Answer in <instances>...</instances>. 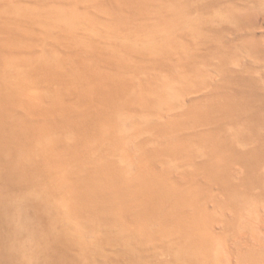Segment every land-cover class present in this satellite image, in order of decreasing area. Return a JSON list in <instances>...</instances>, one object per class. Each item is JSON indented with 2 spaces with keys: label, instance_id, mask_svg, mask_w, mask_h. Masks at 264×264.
<instances>
[{
  "label": "rangeland",
  "instance_id": "1",
  "mask_svg": "<svg viewBox=\"0 0 264 264\" xmlns=\"http://www.w3.org/2000/svg\"><path fill=\"white\" fill-rule=\"evenodd\" d=\"M0 216V264H264V0H0Z\"/></svg>",
  "mask_w": 264,
  "mask_h": 264
},
{
  "label": "bare ground",
  "instance_id": "2",
  "mask_svg": "<svg viewBox=\"0 0 264 264\" xmlns=\"http://www.w3.org/2000/svg\"><path fill=\"white\" fill-rule=\"evenodd\" d=\"M2 213H5V212H2ZM13 217H15V216H13ZM15 219L16 220L11 219L10 221H12V220H13V222L15 221V226L18 227L19 235L21 237H23V239L26 241H32L33 239L35 240L37 237L36 230H35V223H37V215H36L35 211L28 206H23L20 213L15 217ZM257 233H258L259 237H261L264 241V221L261 223L260 226H258ZM26 250H27V248H26ZM226 251L229 255L230 260L232 261L233 255L230 253L228 248H226ZM32 264H34V263H32Z\"/></svg>",
  "mask_w": 264,
  "mask_h": 264
}]
</instances>
